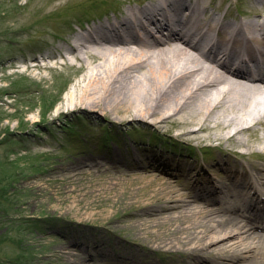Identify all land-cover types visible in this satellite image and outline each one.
<instances>
[{
  "label": "rangeland",
  "instance_id": "rangeland-1",
  "mask_svg": "<svg viewBox=\"0 0 264 264\" xmlns=\"http://www.w3.org/2000/svg\"><path fill=\"white\" fill-rule=\"evenodd\" d=\"M148 1L0 0V264H64L65 245L76 246L72 257L85 264H245L256 251L238 255L248 246L244 233L209 241V231V253L187 262L178 255L195 244L182 247L179 236L200 235V228L178 231L171 244L164 237L202 221L187 220L189 206L240 204L241 180L264 188L257 171L264 170L262 126L251 138L220 145L217 137L230 129L186 140L172 124L148 128L100 112L67 113V95L84 68H44L77 25ZM207 1L211 15L254 18L264 28L257 0ZM158 136L164 141L152 145ZM84 162L99 167L76 168ZM178 194L184 198L172 203Z\"/></svg>",
  "mask_w": 264,
  "mask_h": 264
},
{
  "label": "bare ground",
  "instance_id": "bare-ground-1",
  "mask_svg": "<svg viewBox=\"0 0 264 264\" xmlns=\"http://www.w3.org/2000/svg\"><path fill=\"white\" fill-rule=\"evenodd\" d=\"M256 3L264 20V0ZM211 5L207 0H149L139 8L118 9L112 19L84 27L82 37L73 32L64 42L65 49L50 56L51 63L48 58L43 60L44 68L53 69L59 63L84 68L79 85L67 95L65 112H100L119 123L148 128L172 124L186 140L199 139L203 132L230 129L225 138L217 137L220 145L238 143L241 134L251 138L257 126L264 131V28L254 18L242 21L211 15ZM245 57L256 64L252 70L237 72L236 65ZM84 61L90 63L86 68ZM12 67L21 69L19 64ZM31 67L28 64L25 70ZM163 141L158 136L152 145ZM243 143L249 144L247 139ZM78 167L99 166L84 162ZM177 197H171L172 203L184 198ZM199 203L189 206L185 217L202 221L196 226L178 225L169 231L172 236L164 237L171 244L177 241L178 231L200 228V235L179 236L182 247L190 241L195 246L178 256L196 262L198 256L208 254L211 243L205 242V236L209 231L212 236L208 239L213 241L244 233L248 248L242 244L245 248L238 255L254 247L256 251L245 264H264V230L255 219L235 205L221 208ZM76 248L62 246L60 258L67 257L64 264H85L73 259Z\"/></svg>",
  "mask_w": 264,
  "mask_h": 264
}]
</instances>
